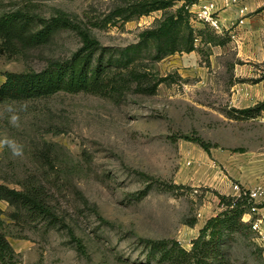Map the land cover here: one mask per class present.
<instances>
[{
  "label": "rangeland",
  "instance_id": "1",
  "mask_svg": "<svg viewBox=\"0 0 264 264\" xmlns=\"http://www.w3.org/2000/svg\"><path fill=\"white\" fill-rule=\"evenodd\" d=\"M114 2L0 0V16L17 10L47 18L63 13L102 45L120 47L135 43L161 16L157 11L123 25L95 26ZM197 23L192 25L201 29ZM80 46V36L67 30L47 45L0 53V85L6 72L41 70ZM258 53L230 39L224 46L169 56L155 65L160 76L170 77L156 94L130 92L121 102L64 92L0 99V138L23 146L20 157L0 149V184L43 186L61 220L53 229L15 221L8 216L13 208L0 201L18 264H146L142 238L175 239L190 249L205 221L220 211L216 193L236 196L235 185H264V110L254 118L231 112L264 101V81H253L264 77ZM23 102L28 109L19 113L20 127H13L4 109ZM186 134L215 146L208 153L181 138ZM149 177L154 182L142 196ZM224 249L232 264H264V247L256 240L236 236Z\"/></svg>",
  "mask_w": 264,
  "mask_h": 264
},
{
  "label": "trees",
  "instance_id": "2",
  "mask_svg": "<svg viewBox=\"0 0 264 264\" xmlns=\"http://www.w3.org/2000/svg\"><path fill=\"white\" fill-rule=\"evenodd\" d=\"M180 2V3H178ZM197 0H115L104 19L95 21V26L121 25L160 11L155 23L138 33L137 41L123 47L105 46L91 37L89 32L63 13L43 17L29 10H17L0 16V53L21 52L49 44L55 36L71 30L81 38V46L69 57L48 60L41 70L6 72L0 85V99L23 101L47 98L56 93H89L121 100L130 92L154 95L160 84L170 80L155 70L156 63L182 53L202 51L204 46H224L230 37L218 35L209 27L195 29L191 22L190 8ZM200 38V47L195 39ZM263 78L253 80L259 82ZM264 110V101L254 107L232 109V115L242 118L257 117ZM208 152L211 143L200 136L181 135ZM150 178V177H149ZM149 186H152V178ZM169 189L178 188L170 185ZM219 198L220 211L208 218L199 229L198 235L185 249L175 239L142 238L147 250L146 264L152 261L168 264H232L229 253L224 249L227 242L240 236L255 240L251 221L243 216L255 207L248 191L241 188L239 196L222 195ZM0 201L8 203L13 211L8 215L15 221H31L53 229L61 220L49 203L43 186L22 184L21 189L0 184ZM261 208L262 206H258ZM4 211L0 207V264H18L17 253L7 239ZM255 216H252V220ZM195 220L187 222L194 226ZM79 244V242H78ZM80 248L81 245H78Z\"/></svg>",
  "mask_w": 264,
  "mask_h": 264
},
{
  "label": "crops",
  "instance_id": "3",
  "mask_svg": "<svg viewBox=\"0 0 264 264\" xmlns=\"http://www.w3.org/2000/svg\"><path fill=\"white\" fill-rule=\"evenodd\" d=\"M208 1L216 3L222 31L227 33L231 42L236 43L243 51L257 49L258 56L264 58V0H238L228 5H225L224 0H197L190 10L197 11L200 4ZM197 25L198 28L204 26L201 23ZM192 53L195 51L190 54ZM263 81L264 77L261 82ZM256 215L264 216V207L259 208ZM252 216L250 213L245 214L243 220L248 222Z\"/></svg>",
  "mask_w": 264,
  "mask_h": 264
},
{
  "label": "built area",
  "instance_id": "4",
  "mask_svg": "<svg viewBox=\"0 0 264 264\" xmlns=\"http://www.w3.org/2000/svg\"><path fill=\"white\" fill-rule=\"evenodd\" d=\"M238 0H224L225 5L236 3ZM191 22L198 21L202 25L209 27L214 32H222V26L218 16L217 5L214 1H208L198 6L197 11H191ZM195 46L200 47V38L195 39ZM235 188L239 190V196L241 188L235 185ZM246 190V189H245ZM250 199L253 201L255 207L252 208L250 214L254 215L255 218L251 221V228L255 233V240L264 247V216L256 215L258 206L264 207V185H258L252 189H247ZM261 207V208H262ZM191 247V244H190Z\"/></svg>",
  "mask_w": 264,
  "mask_h": 264
},
{
  "label": "clouds",
  "instance_id": "5",
  "mask_svg": "<svg viewBox=\"0 0 264 264\" xmlns=\"http://www.w3.org/2000/svg\"><path fill=\"white\" fill-rule=\"evenodd\" d=\"M28 103H20L19 106L14 104L6 105L4 111L9 114L8 121L13 127H20V112L27 111ZM7 148L14 157H20L23 155V146L16 140L7 136L0 138V149Z\"/></svg>",
  "mask_w": 264,
  "mask_h": 264
}]
</instances>
